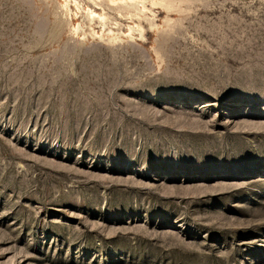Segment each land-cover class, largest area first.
<instances>
[{"label":"rangeland","instance_id":"1","mask_svg":"<svg viewBox=\"0 0 264 264\" xmlns=\"http://www.w3.org/2000/svg\"><path fill=\"white\" fill-rule=\"evenodd\" d=\"M0 264H264V0H0Z\"/></svg>","mask_w":264,"mask_h":264},{"label":"bare ground","instance_id":"2","mask_svg":"<svg viewBox=\"0 0 264 264\" xmlns=\"http://www.w3.org/2000/svg\"><path fill=\"white\" fill-rule=\"evenodd\" d=\"M91 13H92V16H93V17H95V16H96V14H95V13H93V11H92ZM100 17L102 18V15H100Z\"/></svg>","mask_w":264,"mask_h":264}]
</instances>
